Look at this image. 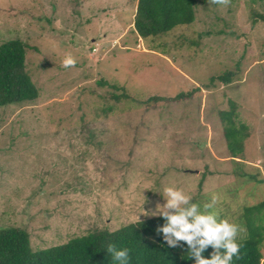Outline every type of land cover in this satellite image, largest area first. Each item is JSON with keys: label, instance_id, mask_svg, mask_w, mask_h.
Here are the masks:
<instances>
[{"label": "rangeland", "instance_id": "1", "mask_svg": "<svg viewBox=\"0 0 264 264\" xmlns=\"http://www.w3.org/2000/svg\"><path fill=\"white\" fill-rule=\"evenodd\" d=\"M137 4L0 0V44L30 45L40 90L0 106V227L26 229L33 249L153 217L167 186L202 211L218 197L211 211L237 239L247 207L264 202V0H198L192 24L148 39ZM230 100L250 134L237 157L220 117ZM252 214L264 225V207Z\"/></svg>", "mask_w": 264, "mask_h": 264}, {"label": "trees", "instance_id": "2", "mask_svg": "<svg viewBox=\"0 0 264 264\" xmlns=\"http://www.w3.org/2000/svg\"><path fill=\"white\" fill-rule=\"evenodd\" d=\"M197 5L198 0H138L134 28L143 39L166 35L180 25L192 24L196 19ZM29 47L19 38L0 44V106L34 101L39 97L40 90L27 69ZM233 75L232 71H226L220 77L228 83ZM126 96L125 91L114 94L116 100ZM185 96L186 93L181 92L175 98ZM151 100L157 101L159 97L152 96ZM230 106L220 111V117L225 124L228 149L237 157L244 152L245 141L250 134L248 125L238 121L237 103L230 100ZM263 207L264 202L247 207L248 232L237 239L240 253L239 257L233 258L232 264H260L264 225L258 224L252 213ZM164 223L162 216H153L114 231L95 230L40 249H33L26 229L0 227V264H119L107 251L109 245H114L117 250L128 249V264H195L194 259L188 256L185 242H180L179 247H170L163 235L157 234V228ZM213 251L209 246L203 255L211 258Z\"/></svg>", "mask_w": 264, "mask_h": 264}, {"label": "clouds", "instance_id": "3", "mask_svg": "<svg viewBox=\"0 0 264 264\" xmlns=\"http://www.w3.org/2000/svg\"><path fill=\"white\" fill-rule=\"evenodd\" d=\"M209 5L227 6L230 0H208ZM75 59L67 55L62 66L74 67ZM162 196L166 203L157 204L156 210L147 215L162 216L165 223L157 228V234H162L164 241L170 247H179L180 242L188 246L187 252L195 264H232L234 257H239L240 244L237 237L242 229L228 219H218V213L211 211L218 202V197H212L210 203L203 205L192 202V198L183 189L167 186ZM211 246L214 251L211 258H205L203 253ZM107 251L119 264H128L129 250H117L109 245ZM260 264H264V248H261Z\"/></svg>", "mask_w": 264, "mask_h": 264}]
</instances>
